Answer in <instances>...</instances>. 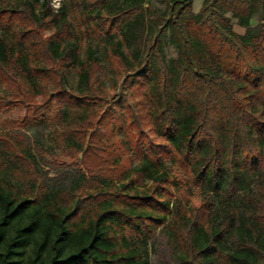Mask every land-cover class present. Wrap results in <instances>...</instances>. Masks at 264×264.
Returning a JSON list of instances; mask_svg holds the SVG:
<instances>
[{"label":"trees","instance_id":"16d2710c","mask_svg":"<svg viewBox=\"0 0 264 264\" xmlns=\"http://www.w3.org/2000/svg\"><path fill=\"white\" fill-rule=\"evenodd\" d=\"M192 1L165 0L151 26L145 0H61L56 10L0 0V15L26 22L0 20L10 97L49 105L46 72L62 127L54 142L83 164H49L50 178L38 141L0 131V264H169L149 258L159 230L174 264H264V0H203L199 13ZM94 37L122 69L119 94L139 100L135 128L114 139L101 119L86 144L77 133L98 117L90 104L108 101L93 82Z\"/></svg>","mask_w":264,"mask_h":264},{"label":"rangeland","instance_id":"374dc122","mask_svg":"<svg viewBox=\"0 0 264 264\" xmlns=\"http://www.w3.org/2000/svg\"><path fill=\"white\" fill-rule=\"evenodd\" d=\"M202 1L203 0L192 1V9L195 13L200 12ZM60 4L61 0H50V7L53 10L58 9ZM165 8V0H145L144 10H146L147 23L153 26L154 24L151 18L154 15L166 12ZM7 18H11L14 25L17 24L22 26V23L25 22L24 19L17 14H10L7 12L1 13L0 20L2 22ZM234 30L239 33L244 32L236 26H234ZM40 33L44 38H48L52 34L51 30L46 28ZM37 38L38 37L31 33H27L24 36L33 57L37 59L39 62L38 64L43 65L44 56L41 51V46L35 44ZM103 41L104 40L99 37L91 39L92 50L97 56L100 66L94 75L93 82L97 84V89H100L98 86V84H100L102 92L107 95L108 101L90 104L89 108L98 110L99 114L98 117L94 119L90 129H86L87 132L83 134L77 133L78 139L84 141V143L90 140L91 133L101 129L97 124L101 119L103 120L101 125L104 126L108 123V127L115 126L116 131L112 136L114 139L121 138L122 134L127 131L128 128H135V123H133L135 114L131 111L135 110V101L139 100V98L133 96L135 99L131 100V98L128 97L129 95L119 94V83L123 77L122 69L116 64H111L108 60L104 59ZM162 51L167 59L175 58L176 56L174 48L166 41L162 44ZM41 76L43 77L45 89L51 96V103L46 106L42 105L46 97H37L32 104H29V101H18L10 97V94L13 92V90L10 89L11 81L6 72L0 71V131L2 134H10L15 138L18 133L23 135V137H27V140L22 137L21 143L24 145H28L29 143L33 144L35 140L38 141L40 148L43 150V161H40V164L50 178H55V171L49 164L57 166L62 165L71 169H83V164L81 163L82 154L72 149H66L62 146L59 147L54 142L55 137L62 132V127H60L59 106L53 94L55 85L54 81L47 76L46 72H42ZM69 81V84L74 85L75 76L70 77ZM114 101H116V103H114ZM37 106H39V108L35 110ZM105 114H107V116H105ZM144 130L151 141H155L149 128L144 127ZM194 191L196 192L197 189L194 188L193 192ZM148 244V248L151 249L149 253L151 262L175 263L174 253L168 247L167 243H165L160 230Z\"/></svg>","mask_w":264,"mask_h":264},{"label":"crops","instance_id":"0c3cea01","mask_svg":"<svg viewBox=\"0 0 264 264\" xmlns=\"http://www.w3.org/2000/svg\"><path fill=\"white\" fill-rule=\"evenodd\" d=\"M203 2V1H202Z\"/></svg>","mask_w":264,"mask_h":264}]
</instances>
